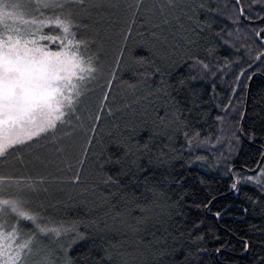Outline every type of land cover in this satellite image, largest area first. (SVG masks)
I'll use <instances>...</instances> for the list:
<instances>
[{"label": "trees", "instance_id": "16d2710c", "mask_svg": "<svg viewBox=\"0 0 264 264\" xmlns=\"http://www.w3.org/2000/svg\"><path fill=\"white\" fill-rule=\"evenodd\" d=\"M67 12L95 71L55 128L0 155L6 198L69 229L59 264H264V0H67L30 16Z\"/></svg>", "mask_w": 264, "mask_h": 264}, {"label": "snow or ice", "instance_id": "6c2138e0", "mask_svg": "<svg viewBox=\"0 0 264 264\" xmlns=\"http://www.w3.org/2000/svg\"><path fill=\"white\" fill-rule=\"evenodd\" d=\"M66 4L67 0H0V155L14 145L55 128L65 115L64 109L72 107L80 95L77 81L84 80L85 72L95 71L91 61L86 62L79 52L85 42L77 40L71 30L70 12L64 13L66 19L57 16L37 20L30 16L33 5L37 9H63ZM46 24L59 26L63 36L37 39L36 34ZM44 39H58L60 49L52 51L42 45L40 40ZM6 180L12 178L0 177V192L8 190ZM10 213L16 217V224L9 230L5 218ZM22 220L34 226L26 239H21ZM38 220V215L25 207L22 196L0 198V264H26L27 257L40 254L37 242L42 234L54 233L59 237L62 231L69 230L62 225L41 224ZM76 238H83V234ZM51 256L52 250L48 249L37 264H55ZM64 264L69 262L65 260Z\"/></svg>", "mask_w": 264, "mask_h": 264}, {"label": "rangeland", "instance_id": "374dc122", "mask_svg": "<svg viewBox=\"0 0 264 264\" xmlns=\"http://www.w3.org/2000/svg\"><path fill=\"white\" fill-rule=\"evenodd\" d=\"M33 18L37 19L36 17H33ZM43 20H46V18H43ZM46 25H49V24H46ZM40 43L42 45H46L52 51H58L61 47L60 41L58 39L53 40V41L47 40L46 42L44 40H40ZM66 43H67V41H65V44ZM79 82L80 81H77L78 84H79ZM5 185H6V183H5ZM6 192H8V190L5 192H0V198L7 199L6 196L4 195ZM9 217H12V216L9 214V216L6 217L5 220H6V226L10 230L11 227L14 224H16V220L10 221ZM20 228H21V232H22L21 239H26L27 235H28V230H30V227L20 223ZM67 238H68V236L64 233H61L59 237H57L54 233L42 234L41 238L37 242V246L41 247L40 254L27 257L26 258V264H37V262L40 260L41 256L47 254L48 249L52 250V256H51L52 260L55 261V264H59L58 261L56 260V258H57L59 253L61 254V252L63 250H65V244H66ZM60 254H59V256H60ZM65 260L66 259L62 260V264H64Z\"/></svg>", "mask_w": 264, "mask_h": 264}]
</instances>
